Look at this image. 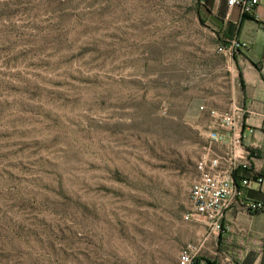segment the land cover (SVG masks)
I'll use <instances>...</instances> for the list:
<instances>
[{
    "label": "rangeland",
    "instance_id": "obj_1",
    "mask_svg": "<svg viewBox=\"0 0 264 264\" xmlns=\"http://www.w3.org/2000/svg\"><path fill=\"white\" fill-rule=\"evenodd\" d=\"M200 0H0V264H178L212 118L239 93Z\"/></svg>",
    "mask_w": 264,
    "mask_h": 264
},
{
    "label": "crops",
    "instance_id": "obj_2",
    "mask_svg": "<svg viewBox=\"0 0 264 264\" xmlns=\"http://www.w3.org/2000/svg\"><path fill=\"white\" fill-rule=\"evenodd\" d=\"M204 1L209 27L220 41L228 43L234 39L246 44L235 57L239 93L232 104L246 110L244 124L232 130L212 122L209 137L218 133L223 140L209 139L207 153L222 158V166L226 167L225 158L233 150V139L241 136L242 146L235 148V153L244 152L251 171L264 176V27L252 15H242L237 7H229L227 0ZM256 13L264 17V7L258 6ZM242 162L243 159L238 160L239 164ZM237 173L239 178L251 182L242 188L240 196L227 202L223 232L211 233L201 223L188 222L189 243L198 248L200 264H264V210L250 212L245 206L247 202L264 204V181H254L249 170L238 169Z\"/></svg>",
    "mask_w": 264,
    "mask_h": 264
},
{
    "label": "built area",
    "instance_id": "obj_3",
    "mask_svg": "<svg viewBox=\"0 0 264 264\" xmlns=\"http://www.w3.org/2000/svg\"><path fill=\"white\" fill-rule=\"evenodd\" d=\"M229 7H237L242 15H252L259 20L264 27V17L256 13L258 6L264 7V0H227ZM246 48V44L239 43L237 40H231L228 44L222 46V52L233 55L237 51ZM200 110L207 113L212 118L213 123L221 128L235 129L241 128L245 121L246 110L238 105H232L226 110L200 107ZM212 141H222L223 136L218 133H212L209 137ZM241 136L233 139V150L227 155L225 161L227 166L223 167L222 158L206 153L198 162V176L189 190V211L184 215L186 222L201 223L207 227L209 232H223L224 209L227 202L232 197L242 194V188L250 184V179L242 178L238 183L234 175L238 169L249 170L254 175L253 180L263 183L264 176L251 171V166L246 154L235 153V148L241 147ZM243 159L241 164L238 160ZM246 208L250 212L264 210V204L261 202H247ZM198 248L191 244H185L179 253L178 264H200L198 262ZM213 264H222L213 263Z\"/></svg>",
    "mask_w": 264,
    "mask_h": 264
},
{
    "label": "trees",
    "instance_id": "obj_4",
    "mask_svg": "<svg viewBox=\"0 0 264 264\" xmlns=\"http://www.w3.org/2000/svg\"><path fill=\"white\" fill-rule=\"evenodd\" d=\"M200 3H201L202 5H205V4H206V1L202 2V0H200ZM234 178H235V181H236L237 183H238V182L240 181V179H241V178H239L237 171L235 172Z\"/></svg>",
    "mask_w": 264,
    "mask_h": 264
},
{
    "label": "water",
    "instance_id": "obj_5",
    "mask_svg": "<svg viewBox=\"0 0 264 264\" xmlns=\"http://www.w3.org/2000/svg\"><path fill=\"white\" fill-rule=\"evenodd\" d=\"M204 1V0H203Z\"/></svg>",
    "mask_w": 264,
    "mask_h": 264
}]
</instances>
